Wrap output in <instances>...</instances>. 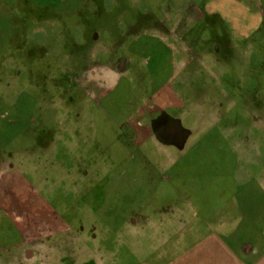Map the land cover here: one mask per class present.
<instances>
[{"label": "rangeland", "instance_id": "rangeland-1", "mask_svg": "<svg viewBox=\"0 0 264 264\" xmlns=\"http://www.w3.org/2000/svg\"><path fill=\"white\" fill-rule=\"evenodd\" d=\"M206 1L0 0V158L28 160L24 181L44 179L39 194L58 212L82 200L52 189L55 177L105 178L94 219L112 228L143 202L182 192L215 209L231 177H264V22L229 48ZM142 99L147 123L162 110L152 119L186 132L181 149L156 136L125 143L120 125ZM66 119L70 144L55 137Z\"/></svg>", "mask_w": 264, "mask_h": 264}, {"label": "crops", "instance_id": "crops-1", "mask_svg": "<svg viewBox=\"0 0 264 264\" xmlns=\"http://www.w3.org/2000/svg\"><path fill=\"white\" fill-rule=\"evenodd\" d=\"M202 16L220 25L229 48L242 45L264 22L256 0H207ZM125 71L118 69L119 77L104 94L115 89ZM104 84L99 79L95 86ZM65 94L70 105V80ZM144 103L133 106L120 125L125 143L133 147L156 140L150 123L162 110L147 123ZM132 116L138 120L131 121ZM74 129L66 119L63 136L55 137L70 144ZM186 137L174 148L181 149ZM79 139L86 136L81 132ZM27 161L18 155L0 158V264H264V177H231L233 190L215 196L221 204L215 209L195 204L182 192L164 204L143 202L112 228L94 219L101 198L95 189L106 185L105 178L90 170L55 177L52 189L82 200L81 206L58 212L39 194L44 179L24 181L22 175L31 173Z\"/></svg>", "mask_w": 264, "mask_h": 264}, {"label": "flooded vegetation", "instance_id": "flooded-vegetation-1", "mask_svg": "<svg viewBox=\"0 0 264 264\" xmlns=\"http://www.w3.org/2000/svg\"><path fill=\"white\" fill-rule=\"evenodd\" d=\"M169 119L165 115H159L156 119H152L150 126L156 137H160L165 142L172 145H179L184 138V133L179 129L172 127Z\"/></svg>", "mask_w": 264, "mask_h": 264}]
</instances>
